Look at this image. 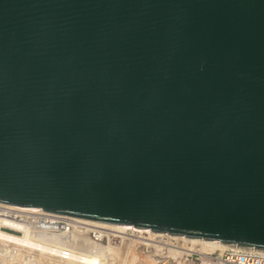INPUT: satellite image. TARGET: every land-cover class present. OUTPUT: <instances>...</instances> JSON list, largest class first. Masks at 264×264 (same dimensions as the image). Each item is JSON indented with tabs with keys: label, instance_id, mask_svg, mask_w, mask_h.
Wrapping results in <instances>:
<instances>
[{
	"label": "water",
	"instance_id": "95a60500",
	"mask_svg": "<svg viewBox=\"0 0 264 264\" xmlns=\"http://www.w3.org/2000/svg\"><path fill=\"white\" fill-rule=\"evenodd\" d=\"M0 203L264 251V0H0Z\"/></svg>",
	"mask_w": 264,
	"mask_h": 264
},
{
	"label": "bare ground",
	"instance_id": "6f19581e",
	"mask_svg": "<svg viewBox=\"0 0 264 264\" xmlns=\"http://www.w3.org/2000/svg\"><path fill=\"white\" fill-rule=\"evenodd\" d=\"M0 211H2L0 215L1 264H22L24 258L30 254H32L34 259L37 261L53 260V262H57L58 264H79L76 262L78 260L75 257L73 261L68 262H63L59 258L55 257L54 255L57 254L55 253L56 247H63L72 250L74 256L76 257L84 255L85 262L87 264H118V258L116 259L118 254L123 256L121 261L122 263L119 264H124V261H126L127 258L125 254L128 253L125 249L124 241L128 240L126 245L129 246L132 242L138 241L141 238L142 240L144 239L143 241H145V244L150 245V242H159L164 247L168 244L173 247H180L179 241L182 240L185 242L184 244L191 246L192 249L193 247L196 248L197 246H200V250L203 249L205 252L224 249L228 246L221 243L187 241L183 239H173L151 235L145 236L144 234L124 230L122 225L119 224L105 223L82 218L73 219L72 230L65 234L55 232L47 228L37 229L34 225H31V223H26L25 220H16L14 217L17 213H23L24 215L26 213L28 215L31 214L33 218H35L36 214L43 213L41 209L0 203ZM4 227H10L16 232L4 230ZM111 235L123 238V240L121 239V246L116 247L111 244ZM95 236L98 241L95 240ZM133 237L138 238V240H135L136 238L133 239ZM157 238L160 239L157 240ZM181 248L184 247L181 245ZM120 250H122L121 253H119ZM124 250L126 253L123 252ZM180 250L173 249L175 253L182 254L183 251Z\"/></svg>",
	"mask_w": 264,
	"mask_h": 264
},
{
	"label": "built area",
	"instance_id": "2783aa9c",
	"mask_svg": "<svg viewBox=\"0 0 264 264\" xmlns=\"http://www.w3.org/2000/svg\"><path fill=\"white\" fill-rule=\"evenodd\" d=\"M43 211V210H42ZM2 211H0L1 215ZM16 220H25L26 223H31L37 229H50L59 233H69L73 228V219L75 217L55 214L43 211V213L36 214V217L30 214L25 215L23 213H17L14 216ZM25 217V218H23ZM4 230L16 232L10 227H4ZM19 233V232H17ZM96 237V236H95ZM94 237V238H95ZM97 240V237L95 238ZM98 241V240H97ZM54 256L59 258L61 261H73L74 257L77 258L79 264H87L85 262L84 255L74 256L72 250L63 247H56ZM190 255L193 257L195 255L196 260H199V264H264V251L256 249H246L242 247H237L233 245H228L224 249H218L212 252H201L192 251ZM1 264V263H0ZM22 264H58L57 262L50 261H35L32 254L24 258Z\"/></svg>",
	"mask_w": 264,
	"mask_h": 264
},
{
	"label": "rangeland",
	"instance_id": "374dc122",
	"mask_svg": "<svg viewBox=\"0 0 264 264\" xmlns=\"http://www.w3.org/2000/svg\"><path fill=\"white\" fill-rule=\"evenodd\" d=\"M110 237H111L110 238L111 244H113L116 247L121 246L123 238H120V237L115 236V235H111ZM135 238L136 237H133V239H135ZM158 239H160V238H157V240ZM135 240H138V238H136ZM143 240L141 238L138 241L132 242V244L129 245V246L126 245V242H128V240L124 241L125 249H126V251H128L127 254H125L126 253L125 250L123 251V252H125L123 254H125L126 257H127L126 261L123 260L124 264L125 263L126 264H147V263H149V264H199L200 261L196 260L195 255L192 257L190 255V253L192 251H195V250L204 252L203 249L200 250V248H201L200 246H197L196 248L193 247V249H192L191 246L184 244L185 242L182 241V240L179 241L180 245L178 244L180 247H177V246L173 247L172 245H169V244L165 245V247H164L159 242L157 243V242L147 241V242L151 243L150 245H148V244H145V241H143ZM159 245H160V247H159ZM181 245L184 248H181ZM180 248L183 251L182 254L181 253L180 254L179 253H175L173 251V249H179L180 250ZM184 250H185V252H184ZM121 252H122V250L119 251V253H121ZM122 257L123 256L121 254L117 255L116 259L118 258L117 259V263L118 264L122 263L121 262L122 261ZM35 261H37V260H35Z\"/></svg>",
	"mask_w": 264,
	"mask_h": 264
}]
</instances>
